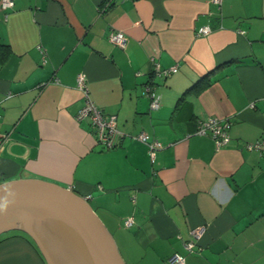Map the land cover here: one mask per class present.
Listing matches in <instances>:
<instances>
[{
	"label": "crops",
	"instance_id": "1",
	"mask_svg": "<svg viewBox=\"0 0 264 264\" xmlns=\"http://www.w3.org/2000/svg\"><path fill=\"white\" fill-rule=\"evenodd\" d=\"M112 29L125 33L124 46L108 39ZM156 65L176 70L157 74ZM79 73L116 116L123 136L114 147L98 143L88 116L76 118ZM0 113V183L69 187L126 264H169L174 252L185 264H264V151L248 146L264 135V0L0 4ZM206 116L231 119L228 143L194 132ZM140 132L163 144L153 159L133 137ZM0 264L47 263L15 229L0 239Z\"/></svg>",
	"mask_w": 264,
	"mask_h": 264
},
{
	"label": "water",
	"instance_id": "2",
	"mask_svg": "<svg viewBox=\"0 0 264 264\" xmlns=\"http://www.w3.org/2000/svg\"><path fill=\"white\" fill-rule=\"evenodd\" d=\"M15 229L32 237L47 264H126L89 202L58 183H0V234Z\"/></svg>",
	"mask_w": 264,
	"mask_h": 264
},
{
	"label": "built area",
	"instance_id": "3",
	"mask_svg": "<svg viewBox=\"0 0 264 264\" xmlns=\"http://www.w3.org/2000/svg\"><path fill=\"white\" fill-rule=\"evenodd\" d=\"M0 4L2 9L6 10L14 5V0H0ZM209 30V27H201L198 29V33H208ZM108 39L115 44L124 46L126 42V35L122 30L112 29L108 33ZM155 70L157 71V74L166 75L168 72L170 73L176 70V66L174 65L170 68L161 70L158 65H156ZM77 86L83 92L84 103L77 111L76 118L81 119L88 116L92 126L94 127L98 143L107 148L116 146L123 136V133L117 128L116 116L114 114L103 112L90 98L88 88L85 83V76L82 73L77 75ZM145 92L151 95V105L153 107L158 106V98L149 84L146 85ZM231 122L232 121L229 117L222 118L217 116H206L197 120L194 132L198 134H209L213 138L216 147H220L230 141L229 129ZM133 137L144 142L148 146L152 159L154 158L156 150L163 146L161 141L157 138L150 137V135L144 132H140ZM248 146L264 151V135H262L255 143L248 144ZM133 223L134 219L132 216H128L123 220V225L126 227L132 226ZM202 231L203 227H197L191 230V234L194 239H197L202 234ZM184 246L188 251L193 250V240L185 242ZM167 261L169 264H185L186 259L183 254L174 252L169 255Z\"/></svg>",
	"mask_w": 264,
	"mask_h": 264
},
{
	"label": "trees",
	"instance_id": "4",
	"mask_svg": "<svg viewBox=\"0 0 264 264\" xmlns=\"http://www.w3.org/2000/svg\"><path fill=\"white\" fill-rule=\"evenodd\" d=\"M189 90H191V89H188L186 92H184V93L182 94V96L179 97L178 100L180 101L181 99H183L184 95H185ZM11 232H12V230L0 234V239L3 238V237H5L6 235L10 234Z\"/></svg>",
	"mask_w": 264,
	"mask_h": 264
}]
</instances>
